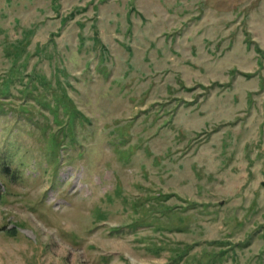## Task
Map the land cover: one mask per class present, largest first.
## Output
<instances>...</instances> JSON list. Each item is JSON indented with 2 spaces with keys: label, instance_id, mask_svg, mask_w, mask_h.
<instances>
[{
  "label": "rangeland",
  "instance_id": "obj_1",
  "mask_svg": "<svg viewBox=\"0 0 264 264\" xmlns=\"http://www.w3.org/2000/svg\"><path fill=\"white\" fill-rule=\"evenodd\" d=\"M1 193L0 264H264V0H0Z\"/></svg>",
  "mask_w": 264,
  "mask_h": 264
},
{
  "label": "trees",
  "instance_id": "obj_2",
  "mask_svg": "<svg viewBox=\"0 0 264 264\" xmlns=\"http://www.w3.org/2000/svg\"><path fill=\"white\" fill-rule=\"evenodd\" d=\"M1 95L4 96L3 93H1ZM2 196H3V193L0 194V200L2 199ZM97 212H98V210H96V214H97L98 218L99 219H103L104 218L103 215H101L100 213H97ZM15 228L16 227H13V228L9 229V232L12 233V234H15V231H16Z\"/></svg>",
  "mask_w": 264,
  "mask_h": 264
}]
</instances>
